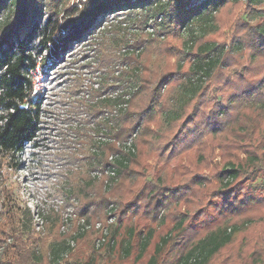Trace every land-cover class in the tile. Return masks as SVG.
<instances>
[{
	"label": "trees",
	"instance_id": "obj_1",
	"mask_svg": "<svg viewBox=\"0 0 264 264\" xmlns=\"http://www.w3.org/2000/svg\"><path fill=\"white\" fill-rule=\"evenodd\" d=\"M169 1L175 2L176 25L161 45L164 65L151 69L149 58L129 56V62L142 66L138 85L120 75L104 86L118 89L127 83L124 86L130 90L106 95L92 114H106L100 141L93 143L85 135L86 144L93 143L92 152L86 154L90 169L101 177L84 185L75 182V212L95 222L107 219L110 205L116 207L117 224L109 238L113 258L106 264H264L263 193L252 194L246 185L254 181L248 172L257 167L264 177V118L260 117L264 113V17L255 26L241 20L236 16L245 7L241 0H198L194 9L187 6L191 0ZM152 2L158 12H165L161 0H86L80 8L68 7L61 16L51 15L40 24L32 17L36 0H0V15L11 9L15 14L9 25H0V158L14 162L40 130L41 96L32 99L30 73L37 68L36 55L42 47L53 50V65L110 13ZM247 2L253 8L264 6V0ZM203 21L208 26L188 49V67L170 63L171 58L183 56L180 28ZM35 36L42 44L36 55L29 48ZM142 41L134 48H140ZM227 43L231 52L210 58L216 45ZM245 66L244 75L228 77L230 70ZM199 73L206 78L204 86L191 90L182 113L165 124L162 115L171 109L173 92L183 90L185 76ZM210 82L224 84L221 101L204 105ZM253 100L260 106L258 112H246V118L253 114L251 120L240 119L238 128L224 126L225 117L239 108L236 102ZM195 102L200 106L188 118ZM173 131H177L173 143L161 147L160 141ZM162 152L157 166L147 165ZM216 152L220 163L215 161ZM240 185L243 191L237 189ZM65 251V236L57 231L41 237L29 211L4 205L0 264H61ZM77 264L97 263L89 258Z\"/></svg>",
	"mask_w": 264,
	"mask_h": 264
},
{
	"label": "rangeland",
	"instance_id": "obj_2",
	"mask_svg": "<svg viewBox=\"0 0 264 264\" xmlns=\"http://www.w3.org/2000/svg\"><path fill=\"white\" fill-rule=\"evenodd\" d=\"M85 1L36 0L32 17L43 24L51 15L61 16L68 7L80 8ZM200 1L191 0L187 6L194 9ZM241 1L245 3V7L237 10L236 16L251 26L258 25L264 17V6L253 8L248 6L247 0ZM161 4H166L167 7L163 13L156 10L153 2L141 8L110 13L95 30L81 42L73 44L53 65L50 61L53 50L50 47H42L39 36L30 41L29 48L33 54L36 55L42 47L41 54L36 55L37 68L30 73L33 83L32 99L41 96L40 130L34 142L27 144L23 151L16 155L14 162L0 158V212L3 211L4 205L29 211L34 230L41 237L48 232L57 231L65 236L67 252L61 254V264L82 263L89 258H95L97 264H106L107 260L113 258L112 242H109V238L110 231L117 224L113 213L116 207L110 205L106 209L108 217L103 221H86L85 217H79L75 212L78 199L72 196L73 185L76 181L79 185H84L90 178L101 177L99 171L90 169L89 158H86V154L92 152V144L100 141L98 136L103 132L100 124L106 118L105 111L92 117L94 110H98L101 99L106 95L130 90L124 86L127 83L119 84L118 89L106 90L104 86L108 87L107 85L120 75L129 79L127 81L131 80L132 86L138 85L136 77L142 66L134 61L129 62V56L140 55L142 61L149 58L151 69L159 70L164 65L161 45L172 34L176 25L175 14L172 13L175 2L161 0ZM11 10H5L0 15V25L5 27L13 21L15 14ZM206 26L207 22L203 21L186 24L180 28L178 37L184 41L183 56L180 59L171 58L170 63L188 67V49L193 39L199 37ZM141 40L142 46L135 49ZM222 51L231 52L228 43L224 46L216 45L215 51H210L208 55L212 59ZM246 69L245 66L243 69L230 70L228 77L232 79L234 76L244 75ZM205 81L206 78L201 73L184 77L185 87L173 92L171 109L162 115L165 124L182 113L181 108L191 90L199 88L200 84L204 86ZM223 85L215 86L209 83L204 105L221 101L219 91ZM199 106V102L192 105L188 118L194 117ZM235 106L239 108L232 111L231 117H225V127L238 128L239 120L246 118V112L249 109L258 112L260 103L254 100L248 103L236 102ZM252 116L246 119L251 120ZM260 117L263 119L264 113H261ZM182 126L183 123L177 131ZM177 131L160 141V146L170 147ZM85 135H90L93 143L87 145ZM163 157L162 152L149 160L147 165L155 167ZM215 161L220 163L218 152ZM260 169L257 167L253 172H248L247 177L254 181L246 185L250 193L261 192L264 198V192L261 191H264V177L259 175ZM104 185L105 188L108 187L106 182ZM241 188L240 185L237 189L241 191Z\"/></svg>",
	"mask_w": 264,
	"mask_h": 264
},
{
	"label": "built area",
	"instance_id": "obj_3",
	"mask_svg": "<svg viewBox=\"0 0 264 264\" xmlns=\"http://www.w3.org/2000/svg\"><path fill=\"white\" fill-rule=\"evenodd\" d=\"M97 246H99V245H97Z\"/></svg>",
	"mask_w": 264,
	"mask_h": 264
}]
</instances>
